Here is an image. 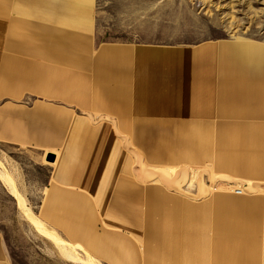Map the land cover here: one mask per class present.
Masks as SVG:
<instances>
[{
	"label": "crops",
	"instance_id": "1",
	"mask_svg": "<svg viewBox=\"0 0 264 264\" xmlns=\"http://www.w3.org/2000/svg\"><path fill=\"white\" fill-rule=\"evenodd\" d=\"M84 1L0 6V143L54 156L43 219L104 264H264V46L96 43Z\"/></svg>",
	"mask_w": 264,
	"mask_h": 264
},
{
	"label": "rangeland",
	"instance_id": "2",
	"mask_svg": "<svg viewBox=\"0 0 264 264\" xmlns=\"http://www.w3.org/2000/svg\"><path fill=\"white\" fill-rule=\"evenodd\" d=\"M84 2L92 9L96 43L191 46L227 40L264 46V0ZM12 3V0H0L5 11L11 10ZM49 155L36 147L0 143V232L6 238L13 264H104L83 247H77L74 239L63 234L58 226L43 219L41 202L51 168ZM9 179L17 187L16 192H20L22 205L11 194ZM26 208L75 250L77 261L60 254V249L48 237L30 225Z\"/></svg>",
	"mask_w": 264,
	"mask_h": 264
},
{
	"label": "bare ground",
	"instance_id": "3",
	"mask_svg": "<svg viewBox=\"0 0 264 264\" xmlns=\"http://www.w3.org/2000/svg\"><path fill=\"white\" fill-rule=\"evenodd\" d=\"M2 170V169H1ZM1 175L2 174H0V177H1ZM10 176V175H9ZM2 178H4V177H2ZM4 182H6V180L4 179L3 180ZM9 183L11 184L12 183V181L9 179ZM4 185V184H3ZM7 185V184H6ZM7 187V186H6ZM9 187H10V185H9ZM16 187V186H15ZM15 187H14V185H12L11 184V194H12V196L14 197V199H16V201L19 203V204H21L22 205V198L19 196V194H20V192H19V194L16 192V190H15ZM17 188V187H16ZM10 189V188H9ZM10 194V195H11ZM26 203V202H25ZM18 204V205H19ZM20 208H22V207H20ZM26 211H25V213H26V215H27V218H28V221H29V223H30V225H33L34 227H36L38 230H40L41 231V233L44 235V236H46V237H48L52 242H53V244L54 245H56L59 249H60V254L62 253L67 259H69V260H74V261H77V256H76V252H75V250L71 247V246H69L67 243H66V241H64L62 238H59L58 236L59 235H56L53 231H51V230H48L45 226H44V224H43V222H41L36 216H34V214H32L31 213V211L28 209V208H26L25 209ZM24 213V212H23ZM25 218H26V216H25ZM32 226V227H33ZM33 227V228H34ZM38 230L36 231V232H38ZM39 231V232H40ZM75 253V254H74ZM95 264H97V263H95Z\"/></svg>",
	"mask_w": 264,
	"mask_h": 264
},
{
	"label": "water",
	"instance_id": "4",
	"mask_svg": "<svg viewBox=\"0 0 264 264\" xmlns=\"http://www.w3.org/2000/svg\"><path fill=\"white\" fill-rule=\"evenodd\" d=\"M48 161H49V162H53V161H54V156H53L52 154H50V155L48 156Z\"/></svg>",
	"mask_w": 264,
	"mask_h": 264
}]
</instances>
